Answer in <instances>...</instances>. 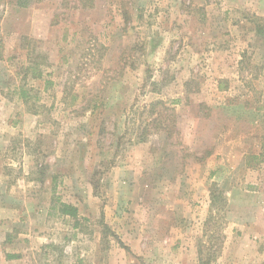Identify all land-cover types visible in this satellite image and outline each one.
<instances>
[{"label": "rangeland", "instance_id": "obj_1", "mask_svg": "<svg viewBox=\"0 0 264 264\" xmlns=\"http://www.w3.org/2000/svg\"><path fill=\"white\" fill-rule=\"evenodd\" d=\"M255 15L264 0H0V264H264Z\"/></svg>", "mask_w": 264, "mask_h": 264}, {"label": "trees", "instance_id": "obj_2", "mask_svg": "<svg viewBox=\"0 0 264 264\" xmlns=\"http://www.w3.org/2000/svg\"><path fill=\"white\" fill-rule=\"evenodd\" d=\"M32 0H15V4L19 7H26L29 5V3L31 2ZM255 20H254V23H255V31L256 33L258 34H261L264 36V17L263 16H258V15H255ZM33 69V77L34 78H37L41 75V72L40 71H36V67L34 66H28L24 69L25 72H27L28 69ZM20 94L23 96V101H27L28 97H26L27 93L26 91L22 88H20ZM156 103H159L158 101L157 102H153L150 104L151 105H154ZM167 136H169V134H167ZM214 200H216V196H214V194H211V203L213 201L214 203ZM58 212L60 215H64V216H69V217H73L75 218L78 214V209L75 205L71 204V203H67V202H59V207H58ZM198 254H199V258H198V264H208V259H205V260H202V258L200 257V249H198Z\"/></svg>", "mask_w": 264, "mask_h": 264}, {"label": "crops", "instance_id": "obj_3", "mask_svg": "<svg viewBox=\"0 0 264 264\" xmlns=\"http://www.w3.org/2000/svg\"><path fill=\"white\" fill-rule=\"evenodd\" d=\"M33 110L34 111H36L34 108H33ZM3 125H2V123L0 122V129H1V127H2ZM1 131V130H0ZM5 141H6V138H5V136L3 135V133L2 132H0V145L3 147L4 146V144H5ZM39 142V140H37V141H34V144H36V143H38ZM30 173L31 174H35V172H33V171H30ZM6 173L5 172H3V170H1L0 169V181L1 182H3L4 184H5V189L7 188V186H8V180H6ZM3 204L2 203H0V206H2ZM18 235H19V233H18Z\"/></svg>", "mask_w": 264, "mask_h": 264}]
</instances>
